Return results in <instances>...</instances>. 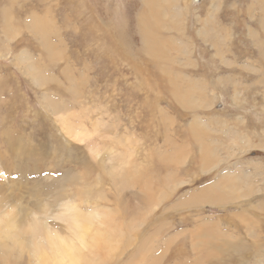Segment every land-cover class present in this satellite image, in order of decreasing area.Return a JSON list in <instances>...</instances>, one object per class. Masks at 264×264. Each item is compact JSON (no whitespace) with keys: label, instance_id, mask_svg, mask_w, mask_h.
Instances as JSON below:
<instances>
[{"label":"rangeland","instance_id":"374dc122","mask_svg":"<svg viewBox=\"0 0 264 264\" xmlns=\"http://www.w3.org/2000/svg\"><path fill=\"white\" fill-rule=\"evenodd\" d=\"M66 204L78 264H264V0H0V212Z\"/></svg>","mask_w":264,"mask_h":264},{"label":"bare ground","instance_id":"6f19581e","mask_svg":"<svg viewBox=\"0 0 264 264\" xmlns=\"http://www.w3.org/2000/svg\"><path fill=\"white\" fill-rule=\"evenodd\" d=\"M146 1H148V0H146ZM187 1L188 0H185V2H187ZM188 4H189V2H188ZM149 14H151V13L149 12ZM151 20H152V22H154L153 19H151ZM35 30H37V29H35ZM39 32H41V31H39ZM158 52H159V50H158ZM50 53H51V51H50ZM163 53L165 54V52H163ZM161 56H162V53H161ZM51 58H53V57H51ZM30 59H28V60H30ZM56 60H57V58H56ZM32 66H33V64H32ZM36 66H39V65H36ZM32 74H34V73H32ZM35 78H37V77H35ZM39 80H37V81H39ZM62 124H63L62 125V129L65 131V134L67 136H69V139L71 138V139L75 140L74 142H76V141L77 142L78 141H85V135H84V133L81 132V131L75 130V129L73 130L71 128L72 126L70 127V125L67 124V120L66 119L64 120V122ZM193 129H195V128H193ZM194 132H192V133H194ZM196 132H197V130H196ZM199 132H200V130L198 131V133ZM122 142H124V140ZM202 143H204V142H202ZM197 144L200 145V142L197 143ZM203 147H205V146H203ZM128 149H130V148H128ZM91 153H92V151H91ZM122 153L120 155H124ZM179 153L181 154V152H179ZM136 154H138V153H136ZM182 154H184V152H182ZM125 157H126V155H125ZM211 198H212V196H211ZM116 200H118V198ZM203 201H205V200H203ZM206 203H207V201H206ZM62 209H63V207H62ZM94 210L95 209H93V212H91V210H90V213H85V214L82 212L83 213L82 214V213H80L81 211L76 210L70 204L64 205V210H63L64 212L63 213H60L62 215L61 218H60V220L62 222L65 221L67 223L65 225V228H64V230L67 229V231L65 230V232H62V231H59V230L53 229V228L47 229L48 227L47 226H44L45 223L43 224V222H42L44 218L43 219L42 218L36 219L34 221V223L32 222L33 224H28V226H27V224L24 225V224L20 223V221L17 219V214H19V213L16 214V213L12 212L11 210H8V212L9 211L10 212H9V215L6 216L4 214V212H0V240H3L4 242H7V241L12 242L11 245L13 246V249L12 250H9L8 247H7L8 249H6V246L3 247V246L0 245V247H3L4 248V249H2V251L4 252V257H3L5 259L4 261H9L8 264L11 263V260L15 257V255H13L14 254L13 251H14V248H16L18 251H24V252L25 251L28 252L30 250V252L33 253V255H32V258H33V261H34L33 264H48L47 261H45V263L42 262L45 259H48L50 261L49 264H78L80 262V260H81V255L83 256V253H82L83 251L82 250L85 249V248H90L89 256H88L89 262H94V263L100 262L99 261V258H97V253L99 252L100 248L105 247L107 251H110L111 248H112V245L116 244L117 241H115V239H114V240H112V241L109 242V245L108 246L107 245H104L103 247L102 246L100 247L96 243L94 245L90 246V244L88 242V239H87L88 237H90L89 227L90 226H93V225H97V224H102V222L105 223L103 217H105V219H106V214H105V216L101 217L100 216V213H98V210H96L97 212L94 211ZM103 215H104V213H103ZM112 215H115V214H112ZM146 215H147V213H146ZM57 218H59V216H57ZM113 218H111V219H113ZM96 220H100V221H98L96 223ZM108 220L110 221V218ZM110 224H111V222H110ZM60 232L62 234H60ZM27 233L31 235V239H32L31 244L29 243L30 246H28L29 244H26V243L23 242V237L22 236L24 234H27ZM2 235L4 236V239L2 238ZM100 237H101V233L100 232H96L93 235V238H94L95 242H96V240L100 239ZM196 241H197V239H196ZM200 243L201 242H199L198 244L200 245ZM202 243H204V242H202ZM202 243H201V246H199L200 249L203 246ZM204 245L206 246L205 243H204ZM27 247H29V250L27 249ZM199 248H197V249H199ZM199 251H201V250H199ZM10 252H11V255H10ZM80 253H81V255H80ZM107 255H108V253H107ZM1 256H2V254L0 253V257ZM2 262H3V260H2ZM5 263L6 262H4V264Z\"/></svg>","mask_w":264,"mask_h":264}]
</instances>
